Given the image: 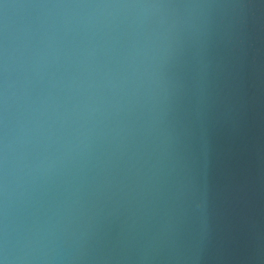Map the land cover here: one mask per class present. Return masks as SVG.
I'll use <instances>...</instances> for the list:
<instances>
[{
    "label": "clouds",
    "instance_id": "9594fccd",
    "mask_svg": "<svg viewBox=\"0 0 264 264\" xmlns=\"http://www.w3.org/2000/svg\"><path fill=\"white\" fill-rule=\"evenodd\" d=\"M0 264H264V0H0Z\"/></svg>",
    "mask_w": 264,
    "mask_h": 264
}]
</instances>
